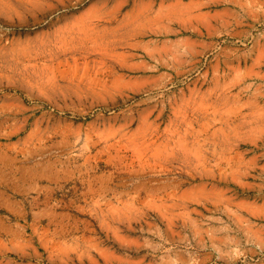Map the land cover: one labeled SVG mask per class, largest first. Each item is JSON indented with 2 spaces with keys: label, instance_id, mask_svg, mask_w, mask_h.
<instances>
[{
  "label": "rangeland",
  "instance_id": "374dc122",
  "mask_svg": "<svg viewBox=\"0 0 264 264\" xmlns=\"http://www.w3.org/2000/svg\"><path fill=\"white\" fill-rule=\"evenodd\" d=\"M0 264H264V0H0Z\"/></svg>",
  "mask_w": 264,
  "mask_h": 264
}]
</instances>
